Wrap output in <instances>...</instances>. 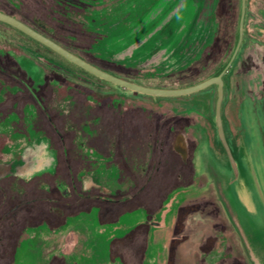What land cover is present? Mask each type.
Wrapping results in <instances>:
<instances>
[{
	"label": "rangeland",
	"instance_id": "374dc122",
	"mask_svg": "<svg viewBox=\"0 0 264 264\" xmlns=\"http://www.w3.org/2000/svg\"><path fill=\"white\" fill-rule=\"evenodd\" d=\"M76 4L0 0V12L137 85L190 88L216 73L204 55L194 68L186 60L154 75L113 61L95 42L98 29L81 26ZM261 30L258 56L247 54L249 41L227 77L232 162L219 138L216 86L179 97L137 93L0 22V264H264ZM43 135L57 153L53 175L7 169Z\"/></svg>",
	"mask_w": 264,
	"mask_h": 264
},
{
	"label": "flooded vegetation",
	"instance_id": "af4514ba",
	"mask_svg": "<svg viewBox=\"0 0 264 264\" xmlns=\"http://www.w3.org/2000/svg\"><path fill=\"white\" fill-rule=\"evenodd\" d=\"M85 4L92 10L90 15L84 14ZM76 6L77 14L81 13V26L91 22L90 26L98 29L95 42L105 44L111 59L134 63L145 75L170 73L186 60L194 68L204 55L209 61L206 70L216 72L210 79L219 76L233 58L222 76V107L228 74L244 55L249 41L251 52L247 54H252V58L258 56L255 50L260 49L259 32L264 27V0H77ZM249 27H253L256 41L247 37ZM62 72L67 74L64 69ZM212 86L218 89L217 84L208 88ZM245 102L248 101L244 100L242 105ZM28 145L42 153L45 162L51 154H57L45 135L33 137ZM45 175H53V171L36 177Z\"/></svg>",
	"mask_w": 264,
	"mask_h": 264
},
{
	"label": "water",
	"instance_id": "95a60500",
	"mask_svg": "<svg viewBox=\"0 0 264 264\" xmlns=\"http://www.w3.org/2000/svg\"><path fill=\"white\" fill-rule=\"evenodd\" d=\"M0 22L13 26L15 29L23 32L27 36L33 38L34 40L45 45L46 47L48 48L50 47L51 50L58 53L63 58L68 59V61L77 65L83 70L91 73L92 75L137 93L150 95V96L156 95L158 97H179V96H186L202 91L208 88L209 86H211L212 84H217L219 90H218V98L216 103V119H217L219 138L222 141V144L226 150V153L229 156V159H231V161L233 162L232 152L226 138V134L223 126V120H222V103L224 99V90H225L222 76L224 75V72L228 69L233 58L230 64L228 65V67L219 76L207 79L201 83L190 86V88L189 87L180 88V89L152 88L140 84L137 85V83L119 78L92 65L91 63L87 62L86 60L75 55L66 48L62 47L58 43L54 42L50 38L46 37L42 33L38 32L37 30L32 28V26L30 27L29 25L25 24L24 22L20 21L19 19L9 14L0 12ZM56 163H57V158L55 153L50 155L48 162H45L44 158L42 157V153L34 151L31 145L24 152L22 160L18 163L7 165V169L11 170L13 173H15V175L21 178L32 179L33 177L41 175L45 172L54 171ZM234 220L238 229L241 230L242 235H245L243 231V227L239 223V220L237 218H234Z\"/></svg>",
	"mask_w": 264,
	"mask_h": 264
},
{
	"label": "trees",
	"instance_id": "16d2710c",
	"mask_svg": "<svg viewBox=\"0 0 264 264\" xmlns=\"http://www.w3.org/2000/svg\"><path fill=\"white\" fill-rule=\"evenodd\" d=\"M3 13H5V12H3ZM6 14H9V13H6ZM9 15H11V14H9ZM15 17V16H14ZM20 21H22V22H24V23H26L27 25H29L30 27H31V24H29L28 22H25L24 20H22V19H20V18H18ZM32 28H33V26H32ZM35 29V28H34ZM36 30V29H35ZM38 32H40V33H42L41 31H39V30H37ZM21 32V31H20ZM43 35H45V36H47L46 34H44V33H42ZM47 37H49V36H47ZM50 38V37H49Z\"/></svg>",
	"mask_w": 264,
	"mask_h": 264
},
{
	"label": "crops",
	"instance_id": "0c3cea01",
	"mask_svg": "<svg viewBox=\"0 0 264 264\" xmlns=\"http://www.w3.org/2000/svg\"><path fill=\"white\" fill-rule=\"evenodd\" d=\"M234 226H235V230H236V229H237V227H236V224H235V223H234ZM236 232H238V229L236 230ZM233 236H234V241H235V242H238V241H237V239H236V237H235V235H233ZM236 248H238V249H239V247H236Z\"/></svg>",
	"mask_w": 264,
	"mask_h": 264
}]
</instances>
